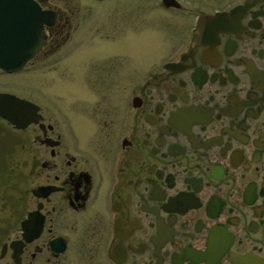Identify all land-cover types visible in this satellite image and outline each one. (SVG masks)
Returning <instances> with one entry per match:
<instances>
[{"label": "flooded vegetation", "instance_id": "flooded-vegetation-1", "mask_svg": "<svg viewBox=\"0 0 264 264\" xmlns=\"http://www.w3.org/2000/svg\"><path fill=\"white\" fill-rule=\"evenodd\" d=\"M34 1L43 43L0 68L28 103L0 96V264H264V0H158L152 51L93 20L90 55L76 0Z\"/></svg>", "mask_w": 264, "mask_h": 264}, {"label": "rangeland", "instance_id": "rangeland-1", "mask_svg": "<svg viewBox=\"0 0 264 264\" xmlns=\"http://www.w3.org/2000/svg\"><path fill=\"white\" fill-rule=\"evenodd\" d=\"M183 8H214L219 7L227 0H177ZM77 12H74L75 19L78 20L77 27L74 32L71 33L73 37L81 38V48L83 53L90 55L93 53V20L101 22L103 27H110L111 24L116 21H123L128 26V32L130 36V43L132 44V37L138 39L139 42L144 43L146 51H152L155 42L166 36L162 26L174 24V19L169 18L170 12L159 10L156 8L158 0L155 3L154 0H105L100 3H94L93 0H76ZM93 8L95 13L93 12ZM136 14L140 15V20H136ZM94 15V16H93ZM172 17L171 15H169ZM135 27L139 26L140 33L138 35L133 32V22ZM159 27H158V22ZM143 27V30L141 28ZM141 31L142 34H141ZM74 52V51H72ZM59 65V64H58ZM50 67V66H49ZM49 67L43 66L39 69H48ZM57 68V67H56ZM40 70L35 78H43V84H50V79L44 77L46 71ZM42 71V72H41ZM18 76L22 77L21 83L23 86L31 85L28 81L27 71L19 72ZM14 84L10 80V85ZM20 89V88H19Z\"/></svg>", "mask_w": 264, "mask_h": 264}, {"label": "water", "instance_id": "water-1", "mask_svg": "<svg viewBox=\"0 0 264 264\" xmlns=\"http://www.w3.org/2000/svg\"><path fill=\"white\" fill-rule=\"evenodd\" d=\"M161 4L180 6L177 0H161ZM213 16H200L198 21ZM52 17L34 0H0V68L7 72L19 69L43 43L42 24L51 22ZM4 95L9 94L0 93V96ZM9 96L22 107L28 104L23 99Z\"/></svg>", "mask_w": 264, "mask_h": 264}]
</instances>
